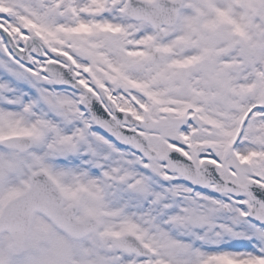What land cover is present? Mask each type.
I'll return each mask as SVG.
<instances>
[{
	"label": "snow or ice",
	"instance_id": "1",
	"mask_svg": "<svg viewBox=\"0 0 264 264\" xmlns=\"http://www.w3.org/2000/svg\"><path fill=\"white\" fill-rule=\"evenodd\" d=\"M146 9L148 0H0V141L59 145L62 163L110 184L115 264H264V175L241 171L249 155L264 157L246 138L253 118L250 135L264 138V97L232 109L245 113L239 126L204 99H178L188 71L201 95L208 69L181 56L187 37L168 27L228 18L216 30L226 39L250 17L264 35V0H163L161 22L142 25ZM219 59L217 74L232 63Z\"/></svg>",
	"mask_w": 264,
	"mask_h": 264
},
{
	"label": "flooded vegetation",
	"instance_id": "2",
	"mask_svg": "<svg viewBox=\"0 0 264 264\" xmlns=\"http://www.w3.org/2000/svg\"><path fill=\"white\" fill-rule=\"evenodd\" d=\"M139 23H141L142 25L147 24L145 21H140ZM180 25L181 24H176L175 26L169 27V29L171 30L172 28H177L179 30ZM195 38L196 39L194 40H189L188 43H186L185 40L181 42V45L178 48L181 56L196 55L197 51L199 50V48L197 47L199 37L195 36ZM234 39L241 40L237 37L228 39L230 40L229 44L231 49L230 53H228V56L226 53L219 55L217 51L212 55L213 64L222 62V60L219 59L220 57L231 58L232 63L225 65L219 74L215 73L212 64L210 68V72H213V74H210L212 78L209 79L207 76V83H202L201 79L198 80V83L201 87V95L193 96L192 94L191 77L193 76V73L191 71H188L186 76L184 77L183 87L178 91H174L173 95H175L178 99L185 100L188 103L204 99L206 104L212 103L228 121L233 122L237 126H239L241 121H243L244 119L245 113L241 111L239 114H236L232 111V109L237 107H247V105L241 104V101L247 100L254 94L264 97V46L263 42L258 41V38H250L249 45L242 44L240 42L237 44V46H234L232 42V40ZM215 40L218 39L216 38ZM236 48H242L243 56L239 61H236L234 57V50ZM238 53L239 52H237L236 54ZM159 55H162L165 59H173L175 58L176 52L162 51ZM221 64H223V62ZM237 67L241 68V77L238 82H248L247 85L242 84V88H240L239 84H235L237 72L239 71V68ZM232 71L234 72L233 76ZM218 75H220L221 77L217 79L220 84L219 88L217 87L218 82L213 79ZM164 86L170 87V85L167 83ZM202 93H205V95H202ZM255 126V118H253V121L248 125L246 138L254 142V144L257 146L255 148V151L258 152L261 151V148L258 147V142L264 144V138L252 137L250 135L253 127ZM30 139L32 141L33 148L30 152L26 153L17 151L15 149H12L11 147L3 146L0 141V149L8 151L15 156L14 165L12 167V170H10L8 177L6 179H0V195L6 196L5 201H8L11 198L23 193L30 184L31 175L38 170L47 171L55 179L56 177L54 175L58 172L61 173V170L63 169L76 170V167L69 168L59 159H53L52 157H50L52 151H54L56 157L62 156V153H64V151L60 148L59 145L49 144L47 147H43V141L34 138ZM247 151L251 153L253 151V148L249 146ZM31 154L34 155L31 157ZM248 160L250 161V163L245 166L247 172H256L257 174L264 175V157H253L252 155H249ZM257 160L259 165L258 163H254L257 162ZM29 171L31 172L29 173ZM79 183L80 182H77L74 178H71L70 180L66 178L63 187H61L58 182L65 196L64 206H69L72 203H78L80 205L82 191L79 192ZM83 184L86 183L83 182ZM83 189H85L84 186ZM42 218L43 217L39 214H33V216L31 217L29 237L21 246H18L14 243V240L9 233H0V264H42V253L47 252L43 248L42 243L44 241H42L39 234L46 233L45 236L51 234L50 229L38 231V228L36 226L44 228L42 226V222L41 224L38 222L39 220L43 221ZM44 220V222L49 223L46 218H44ZM92 236L98 239L101 248H103V246L105 247L111 245H104L101 242L99 235L94 234ZM111 247L113 248V255L116 254V248L113 245H111Z\"/></svg>",
	"mask_w": 264,
	"mask_h": 264
},
{
	"label": "rangeland",
	"instance_id": "3",
	"mask_svg": "<svg viewBox=\"0 0 264 264\" xmlns=\"http://www.w3.org/2000/svg\"><path fill=\"white\" fill-rule=\"evenodd\" d=\"M245 4H251L252 0H243ZM207 3L209 6H215L217 3V0H207ZM223 6V5H222ZM241 15H246V12H242ZM180 28L183 29L182 35L186 36V42L188 43L189 40H194L196 37H201V44L202 47L200 48V53L202 54H209L216 50V48L219 46V44L215 43H223L224 45H221V49L219 52L223 54L225 52L228 56V53H230V38L233 36H229L226 39H220L215 40L213 42L211 38H214L216 36V30L219 29L220 31H225L230 28L231 21L228 20V18H220L215 17L212 19H208L207 21H203L199 18H192L191 20H185L182 23H180ZM252 21L249 17L248 21L245 24V27L242 28L241 34L237 37L241 40H232L234 46H237L238 43L242 44H248L250 42V38H258L259 42H263L264 46V35H261L257 33L252 27H251ZM200 40V39H198ZM248 48V47H246ZM239 52L238 54H236ZM234 57L236 61H239L240 58L243 56L242 54V48L238 49L236 48L234 50ZM198 55V53H196ZM223 62V61H222ZM218 62V63H222ZM203 64L207 65L206 71L202 72L200 74L199 79H201L202 83H207L208 79L212 78L210 74H213V72L209 71L210 68V61L207 60ZM215 63L213 64V66ZM241 66V65H239ZM239 68V71L237 72V78L235 80V84H239L240 88H242L243 85H247L248 82H238L241 77V68ZM207 71H209V74L207 75ZM232 71V76H233ZM240 75V76H239ZM193 76L191 77L192 80ZM221 78L220 75H218L216 78H213L216 82L217 79ZM264 89V88H263ZM203 92V88H202ZM204 95V93H203ZM264 140V139H263ZM34 154H31V157ZM52 158H55L54 151L51 153ZM15 156L14 154L5 151L3 149H0V179H6L8 177V174L10 170H12V167L14 164ZM231 162V161H229ZM254 163H258L254 162ZM67 167H76V170H61V173L58 172L54 176L56 177V180L59 182L61 187H63V184L65 183V179L67 178L70 180L71 178H74L77 182H80L78 184L79 186V192L82 191V195L80 198L81 201V212L77 216L80 220L85 219L89 215H96L102 223L101 231L104 234L111 233L112 235V224L114 221L113 216V207L110 197L107 195L110 191V184L105 181L103 186L97 185L94 178L89 177L87 174L81 172L78 170L77 166L72 164H65ZM259 165V163H258ZM244 167H241L242 172H247V170H244ZM31 171H29L30 173ZM28 173V174H29ZM68 175V176H67ZM85 182L86 184H83ZM83 186L85 189H83ZM13 192V191H12ZM6 196L0 195V207L4 203ZM38 219V218H37ZM44 219V218H42ZM38 221V220H37ZM40 224L42 222V227H38V231L42 230H49V235L45 234H39L44 241L42 243L44 250L48 253V258L46 257V253L43 254L42 258V264H115L116 260V254L113 255L112 247L111 245L103 246L101 248V245L97 238L89 237L87 240L82 241H74L70 239L68 236H66L64 233H60L53 225L50 223H46L44 221H38ZM6 238V237H4ZM33 243V242H32ZM41 245V243H40ZM62 254V255H61ZM50 260V261H49ZM47 262V263H46ZM223 264H231L230 261H224Z\"/></svg>",
	"mask_w": 264,
	"mask_h": 264
},
{
	"label": "water",
	"instance_id": "4",
	"mask_svg": "<svg viewBox=\"0 0 264 264\" xmlns=\"http://www.w3.org/2000/svg\"><path fill=\"white\" fill-rule=\"evenodd\" d=\"M148 3L151 5V9L144 11L143 19L152 24H159L163 17L154 15V11L162 8L163 0L148 1ZM172 24L174 22L169 25ZM28 148L29 146L25 149ZM61 203L62 198L53 180L43 172H39L33 177L30 189L24 195L12 200L8 204V208H5L1 213L0 231H10L15 240L24 239L28 236L26 231L28 230L27 224L33 211L49 213L52 210L57 211V208L60 211ZM75 211H65L66 222L63 225L69 227L68 231L74 238H83L91 233L92 230H97V223L74 221ZM24 221L25 223H23ZM25 226L26 228L23 232Z\"/></svg>",
	"mask_w": 264,
	"mask_h": 264
}]
</instances>
